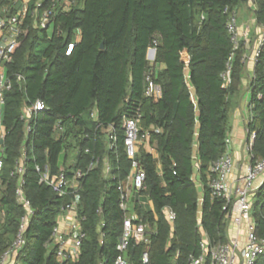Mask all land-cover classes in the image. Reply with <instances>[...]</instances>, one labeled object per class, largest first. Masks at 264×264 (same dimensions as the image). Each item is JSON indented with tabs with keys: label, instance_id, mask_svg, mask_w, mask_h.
Segmentation results:
<instances>
[{
	"label": "trees",
	"instance_id": "obj_1",
	"mask_svg": "<svg viewBox=\"0 0 264 264\" xmlns=\"http://www.w3.org/2000/svg\"><path fill=\"white\" fill-rule=\"evenodd\" d=\"M12 1L2 0L0 9ZM37 1L47 9L55 0H33L31 9ZM251 2L262 28L264 0H76L68 11L54 12L52 33L37 28L28 14L6 66L12 88L3 109L0 256L25 213L17 202L21 179L12 175L22 161V189L35 214L20 264H58L57 247L47 244L71 199L40 183L36 168L46 165L53 174L63 167L69 179L79 170L85 173L78 214L86 238L75 264H115L124 224L118 187L133 164L123 124L138 116L139 136L149 137L158 156L141 147L135 158L145 181L133 202L134 223L148 227V243L132 238L124 254L128 263L143 264L148 252L151 264H190L202 255L203 234L212 244L228 242L226 200L212 197L209 170L227 150L230 115L247 77V45L241 40L235 50L227 25L232 13ZM77 32L81 40L66 56ZM150 49H156L154 62L147 58ZM148 77L161 88L160 97L146 96ZM248 89L247 141L253 143L255 165L264 160V41ZM37 101L45 110L33 117L26 133L23 109ZM110 132L117 139L113 148ZM72 152H77L74 159ZM92 163L97 165L89 170ZM166 209L175 212L174 224ZM252 217L264 239V183L254 196ZM256 264H264V255Z\"/></svg>",
	"mask_w": 264,
	"mask_h": 264
},
{
	"label": "built area",
	"instance_id": "obj_2",
	"mask_svg": "<svg viewBox=\"0 0 264 264\" xmlns=\"http://www.w3.org/2000/svg\"><path fill=\"white\" fill-rule=\"evenodd\" d=\"M75 2L76 0H55L50 8L43 9V2L37 1L34 4V8L31 9L30 6L33 0H13L12 4L3 6L0 9V173L3 169L1 155L3 153V140L5 137L3 130L5 93L12 88V81L7 76L6 66L12 62L11 54L14 52L18 38L22 34V26L30 13L37 28L49 30L53 25L54 12L59 7H62L64 11H68ZM251 5L253 6V2H251ZM227 30L231 37V42L235 50H237L241 42L237 13L230 15ZM262 31L263 34L257 44V49L254 50L252 55L254 63L259 56L260 48L264 41V27H262ZM80 40L81 33L77 32L75 41L69 44L66 50V56L72 55ZM152 50L156 51V49ZM248 56L246 60L250 59ZM229 73L228 70L223 75L225 80L229 79ZM18 79H21V76ZM147 83L146 96L160 97V87L155 84L151 77L147 78ZM43 110H45V104L41 101L25 105L21 120L25 123L26 133L31 131L33 117ZM140 123L141 118L138 116L125 118L123 124L125 131L124 145L127 155L133 161V164L130 176L118 187L120 208L124 212V224L122 239L117 247L120 255L115 264H129L124 254L132 238L137 243H148L146 237L148 227L135 225L134 221L137 220L138 216H132L130 213L133 195L135 196L143 190L145 181V174L135 160L140 149L141 140H145L148 137L139 136ZM109 134L112 142L111 148H113L117 139L112 132ZM226 144L227 150L224 155L211 164L209 170V188L213 198H223L226 200L227 205L224 210L228 211V242L225 244H212L206 234H203L201 241L202 255L199 258H192L190 264H256L258 258L264 255V239L257 236L256 225L252 217L253 197L264 183V160H260L255 165L250 164L244 177L239 180L237 185L232 186L230 177L234 174L236 165L230 151L231 141L228 139ZM252 145L253 143L251 142L249 151L252 149ZM195 163H198L196 159ZM96 165L92 163L89 170L93 169ZM36 170L40 175L41 184L53 188L59 198L71 199L70 202L62 207L58 216L57 226L53 229L51 240L47 246L54 244L57 247L56 258L58 264H75L79 261L82 243L86 238V234L82 229V220L78 214L80 180L85 176V173L79 170L74 174L72 179H69L63 167L55 174L52 173L49 165H46L43 169L37 167ZM106 171L109 172L108 165L106 166ZM24 173L25 170L21 161L12 175H17L21 179L17 190V202L24 208L25 213L20 219L19 229L13 243L0 256V264H20L18 256L24 245L26 230L29 227L31 218L35 214L31 202L26 199L22 189V177ZM1 187L2 181L0 178ZM142 204L146 205L147 203L143 202ZM165 211L168 221L174 224L176 220L175 212L171 209H166ZM3 219L4 213L0 203V220ZM104 226V223H101L100 229ZM101 236L103 237L102 234ZM142 260L143 264H151L148 252L143 254Z\"/></svg>",
	"mask_w": 264,
	"mask_h": 264
},
{
	"label": "crops",
	"instance_id": "obj_3",
	"mask_svg": "<svg viewBox=\"0 0 264 264\" xmlns=\"http://www.w3.org/2000/svg\"><path fill=\"white\" fill-rule=\"evenodd\" d=\"M248 9L253 10L252 5H247ZM239 26V32L241 37L244 39L247 49L249 51V60H247V77L245 80V89L242 96L239 106L231 112V133L229 140L231 141L230 151L235 161V171L234 174L230 177V182L232 186H235L239 183V180L244 177L248 166L251 164V155L249 151L250 144L247 141V130L246 124L250 119V114L248 112V103L250 99V92L248 89L249 80L254 69V61L252 60V55L254 50L257 49V44L260 40V37L263 34L262 28L258 27L255 23L254 17L250 23H247L244 20V17H241ZM161 90V88H160ZM244 102V103H243ZM1 142V141H0ZM146 150L148 153H153L154 157H157L158 154L156 150L151 147L149 142V137L145 140H141L140 148ZM200 163H195V167L198 170ZM260 183V182H259ZM136 196L133 195V200L130 204V213L132 216H137L134 211V201H136ZM143 202H145L143 200ZM148 206L153 209V204L147 202Z\"/></svg>",
	"mask_w": 264,
	"mask_h": 264
},
{
	"label": "rangeland",
	"instance_id": "obj_4",
	"mask_svg": "<svg viewBox=\"0 0 264 264\" xmlns=\"http://www.w3.org/2000/svg\"><path fill=\"white\" fill-rule=\"evenodd\" d=\"M244 17V20L247 23H250V21L252 20V17H254V11L251 9H248L247 7H242L237 14V19H238V24L240 23L241 17ZM53 31V26L50 27L49 29V33H52ZM241 40L244 41V39L241 37ZM248 48V47H247ZM248 53L250 50H247ZM150 62H153V59H149ZM244 103V102H243ZM230 123H231V117H230ZM77 152H72V158L74 159L76 157ZM254 199V197H253Z\"/></svg>",
	"mask_w": 264,
	"mask_h": 264
},
{
	"label": "water",
	"instance_id": "obj_5",
	"mask_svg": "<svg viewBox=\"0 0 264 264\" xmlns=\"http://www.w3.org/2000/svg\"><path fill=\"white\" fill-rule=\"evenodd\" d=\"M155 56H156V51L150 49V50L148 51V55H147L148 60H149L150 58L153 59V60H155ZM252 147H253V145H252Z\"/></svg>",
	"mask_w": 264,
	"mask_h": 264
}]
</instances>
